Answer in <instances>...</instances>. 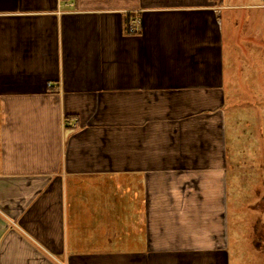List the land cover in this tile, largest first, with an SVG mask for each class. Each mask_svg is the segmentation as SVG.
I'll list each match as a JSON object with an SVG mask.
<instances>
[{
	"label": "crops",
	"instance_id": "1",
	"mask_svg": "<svg viewBox=\"0 0 264 264\" xmlns=\"http://www.w3.org/2000/svg\"><path fill=\"white\" fill-rule=\"evenodd\" d=\"M248 5L0 0V264H226L219 13Z\"/></svg>",
	"mask_w": 264,
	"mask_h": 264
},
{
	"label": "rangeland",
	"instance_id": "2",
	"mask_svg": "<svg viewBox=\"0 0 264 264\" xmlns=\"http://www.w3.org/2000/svg\"><path fill=\"white\" fill-rule=\"evenodd\" d=\"M242 2L249 5L241 11L219 13L222 66L230 72L223 105L226 264H264V0Z\"/></svg>",
	"mask_w": 264,
	"mask_h": 264
},
{
	"label": "built area",
	"instance_id": "3",
	"mask_svg": "<svg viewBox=\"0 0 264 264\" xmlns=\"http://www.w3.org/2000/svg\"><path fill=\"white\" fill-rule=\"evenodd\" d=\"M138 22H139V20L137 17H134L133 19H131V21L129 23L130 29L135 30L137 28Z\"/></svg>",
	"mask_w": 264,
	"mask_h": 264
},
{
	"label": "trees",
	"instance_id": "4",
	"mask_svg": "<svg viewBox=\"0 0 264 264\" xmlns=\"http://www.w3.org/2000/svg\"><path fill=\"white\" fill-rule=\"evenodd\" d=\"M131 16H132V15H131ZM131 16L128 17V18L124 21V26H123V28H124V32H126V33H130V30H129V21H130V19H131ZM256 246L259 247V244L256 243Z\"/></svg>",
	"mask_w": 264,
	"mask_h": 264
}]
</instances>
